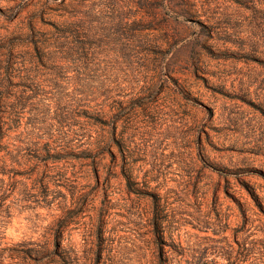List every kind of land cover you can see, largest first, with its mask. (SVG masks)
I'll use <instances>...</instances> for the list:
<instances>
[{"label":"rangeland","instance_id":"obj_1","mask_svg":"<svg viewBox=\"0 0 264 264\" xmlns=\"http://www.w3.org/2000/svg\"><path fill=\"white\" fill-rule=\"evenodd\" d=\"M0 264H264V0H0Z\"/></svg>","mask_w":264,"mask_h":264}]
</instances>
